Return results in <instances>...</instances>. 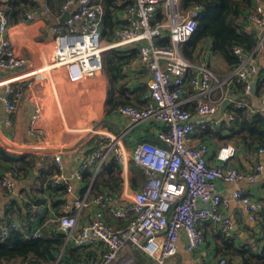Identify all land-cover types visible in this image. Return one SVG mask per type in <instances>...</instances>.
<instances>
[{
  "label": "built area",
  "instance_id": "built-area-1",
  "mask_svg": "<svg viewBox=\"0 0 264 264\" xmlns=\"http://www.w3.org/2000/svg\"><path fill=\"white\" fill-rule=\"evenodd\" d=\"M118 4L130 2L120 15L125 24L115 31L116 38L107 42L101 33L104 9L99 1L65 0L61 12H69L67 23L72 27L68 33L56 36L57 51L55 62L63 63L69 78L73 81L85 77H96L103 71V52L117 47H137L138 60L150 71L149 98L145 107L120 105L115 109L128 117L131 126L141 121L154 119L161 124L155 134L160 143L139 141L128 154L123 144L124 133L118 135L106 132L99 146L85 159L81 160L74 174L80 180L85 169L94 165L96 174L101 163L111 156L121 167L128 160L136 163L143 174V184L134 191L128 202L119 204L118 197L111 193L92 194L91 183L83 190L74 191L73 183L63 173L62 159L54 156L57 172L53 175L52 187L62 186L65 199L60 215L54 219L56 228L66 235V243L75 247L100 245L103 252L97 259H82L72 264H138L133 253L138 250L152 264H166V259L177 252V242L184 236L189 251H196L204 238L199 226L202 222L217 225L226 236L233 235V221L223 212L230 201L216 189L219 180L236 182L247 180L256 183L264 173V159L254 164L249 173L236 166L210 164L207 158L209 148L206 143L197 146L188 144V139L196 127L216 126L217 118H211L225 100L223 93L214 98L217 91L234 78L244 84V95H251L252 80L258 76V52H264V3L257 4L248 14L244 28L256 25L260 28L257 44L253 51L247 52L241 46H234L237 66L220 79L206 60L193 64L182 55L180 43L187 41L197 27L198 10H183L180 0H117ZM40 9L45 15L50 11L43 0ZM161 8L162 16L157 17ZM36 15L27 12L26 18ZM8 18L0 9V71L20 72L26 64L24 57L18 56L14 44L4 37L8 28ZM167 31L170 46L157 45L156 38ZM251 31V30H249ZM26 78L23 75L6 76L0 80V100L7 113L5 124L11 122L12 112L22 95L21 86ZM17 83V84H16ZM185 83L193 90L191 100L195 99V110L185 107L190 99H184ZM237 107L255 108L264 115V99L259 105L251 104L245 97L235 104ZM224 117L232 116L224 111ZM210 117V118H208ZM40 118L39 111L32 117V125ZM235 153L233 144L224 145L218 150V158L226 161ZM264 156V148L256 153ZM17 188L16 173L7 171L0 190L14 195ZM67 195H70L69 197ZM231 199L245 206L248 217L256 221L259 211L264 208L262 200L251 199L249 193L236 189ZM42 207L32 204L31 220L41 213ZM83 215L86 220L81 221ZM126 220L125 225L109 223L107 217ZM12 229L22 230L15 221L0 222V241ZM28 237L40 236L39 228ZM216 264H242L220 257Z\"/></svg>",
  "mask_w": 264,
  "mask_h": 264
},
{
  "label": "crops",
  "instance_id": "crops-1",
  "mask_svg": "<svg viewBox=\"0 0 264 264\" xmlns=\"http://www.w3.org/2000/svg\"><path fill=\"white\" fill-rule=\"evenodd\" d=\"M36 1L41 4V8L44 6L43 0ZM61 5L59 7L54 1L52 7H48L49 15L43 14L41 10H30V13L36 15L34 18L27 19L25 15L23 20L9 24L4 32V37L14 44L17 55L24 57L26 64L20 72L0 71V80L6 76L15 77L17 75H23L27 80L21 86L22 95L12 112L9 125L5 124L7 113L0 100V144L17 155L33 152L45 159L54 160V156L59 154L62 159L63 173L73 183L74 191H79L85 187L82 186L81 179L77 180L74 176L77 167L81 160L99 146V142L106 132L116 135L124 133L123 144L130 155L132 147L139 141L146 140L159 144L155 134L161 128V124L154 119H149L130 127L129 118L115 112V109L120 105L107 111L110 83L104 69L96 77H85L73 81L69 78L65 65L55 62L57 34L68 33L72 29L67 23L66 12H61ZM187 10H198L200 13L202 7L191 5ZM246 28L256 34L260 31L256 25H247ZM109 51L110 49L103 53V57ZM256 59L259 66L257 75L264 74V52H258ZM203 60H206L212 69H218L221 75L226 74L225 63L212 56L209 48L201 51L196 64H200ZM125 71L128 72L131 90L138 85L145 88L140 96L134 99L135 105H132L139 108L145 107L149 98L150 71L137 57L125 67ZM184 87L186 91L182 96L184 99H190L185 104V107L190 109L195 105V99L191 100L194 92L188 83H185ZM1 90L2 88H0V93ZM222 93L226 99L220 105L221 110L211 117L217 118L219 122L227 118L224 117L227 106L231 103L235 104L242 98L238 97L230 84L224 85L223 91L215 92L214 98H218ZM132 95L134 96L133 93ZM262 99L264 96L255 98L252 104L259 105ZM36 111H39L40 118L35 125H32L31 120ZM201 141L198 136L191 134L187 142L197 146ZM211 142H205L209 148L207 158L210 164L236 166L242 172L249 173L254 164L264 159V156L249 152L244 147L235 146L231 142L222 145H219V142ZM228 144L235 146V153L228 160L223 161L218 158V150ZM110 159L112 157L108 156L105 161ZM93 168L94 165L89 167L91 171ZM121 169L123 181L118 198L119 204H125L131 194L141 188L144 179L142 169L131 160H128L124 168L121 167ZM35 177L36 174H33L25 183L17 182L14 195L19 197L20 190L28 188ZM215 189L220 195L230 199L228 205L223 208V212L232 219L233 235L231 238L234 240L235 246H240L249 239L252 229L256 226V221L249 219L243 204L230 197L234 190L239 189L249 193L253 200L264 199V173L254 184L245 179L236 182L219 180ZM0 193L4 194L5 192L0 190ZM3 199L5 200L6 197ZM43 207L44 210L48 208L51 215L55 216L54 208L50 206V203L43 204L42 210ZM84 220H86V215L81 218V221ZM203 230L204 238L196 251L187 249L186 240L181 235L177 242V252L166 259V264H216L218 259L223 257L217 246L220 230L217 225L212 223H207ZM127 251H131L135 256L136 249ZM138 264H152V261L142 255Z\"/></svg>",
  "mask_w": 264,
  "mask_h": 264
},
{
  "label": "trees",
  "instance_id": "trees-1",
  "mask_svg": "<svg viewBox=\"0 0 264 264\" xmlns=\"http://www.w3.org/2000/svg\"><path fill=\"white\" fill-rule=\"evenodd\" d=\"M54 1L60 7L65 0H46V5L52 7ZM99 2L104 9L102 36L107 42L113 41L116 38L115 31L125 24L120 15L130 2L123 4H118L117 0ZM260 3H264V0H180L183 10L191 5L202 7V11L196 17V30L187 41L179 45L182 55L196 64L201 51L209 48L212 56L225 63L227 75L238 64L233 47L241 46L247 52H251L257 44V35L243 28L247 14ZM0 9L5 12L8 24H13L23 20L30 10L40 11L41 4L36 0H0ZM161 16L159 8L157 17ZM156 44L171 45L167 31L162 37L156 38ZM137 55V47H117L104 55V70L110 83L107 111L118 105H135L134 99L145 90L142 85L131 90L128 72L125 71V67ZM225 75H219V78L222 79ZM230 85L239 98L245 97L251 104L255 98L264 96V74L261 73L258 75L253 95L245 96L244 84L234 78ZM190 109L194 111L195 105ZM226 110L232 119L224 118L216 126L196 127L192 134L198 136L202 140L201 143L213 141L222 145L231 142L255 153L264 148V115L255 108L237 107L232 103ZM121 170V166L114 159L104 160L96 174L89 168L83 171L82 186L91 183L92 194L111 193L118 197L123 181ZM7 171L16 173L18 183H25L33 174H36V177L28 188L20 190L19 197L0 193V222L15 221L22 229H12L9 235L0 241V264H72L82 259H97L101 255L103 248L100 245L75 247L66 243V235L55 229L56 222L50 220L61 214L60 208L66 192L62 186L52 187L53 175L58 171L54 160L45 159L33 152L17 155L0 144V182ZM261 200L264 202V199ZM48 203L54 208L55 216L51 215L48 208L44 210L43 207L42 214L37 215L36 223L32 221V204L42 207ZM107 220L114 225H125L127 222L111 216H108ZM207 223L210 222H202L199 226L203 229ZM35 228H39L40 236L28 237L26 234H31ZM217 238L218 249L228 260L237 259L242 264H264V208L258 213L256 226L252 229L249 239L242 245L235 246L234 240L226 237L221 231ZM135 252L139 261L142 254L137 250Z\"/></svg>",
  "mask_w": 264,
  "mask_h": 264
},
{
  "label": "water",
  "instance_id": "water-1",
  "mask_svg": "<svg viewBox=\"0 0 264 264\" xmlns=\"http://www.w3.org/2000/svg\"><path fill=\"white\" fill-rule=\"evenodd\" d=\"M65 15H66V17H69V12H66L65 13ZM108 49H106L103 53H105L106 51H107ZM257 78H258V76H256L253 80H252V82H251V88H250V92H251V94H253L254 92H255V89H256V83H257ZM30 148V147H29ZM26 150H30V149H26Z\"/></svg>",
  "mask_w": 264,
  "mask_h": 264
},
{
  "label": "rangeland",
  "instance_id": "rangeland-1",
  "mask_svg": "<svg viewBox=\"0 0 264 264\" xmlns=\"http://www.w3.org/2000/svg\"><path fill=\"white\" fill-rule=\"evenodd\" d=\"M159 8H160V7H159ZM214 72L216 73V75H217L218 77H219V75H221L218 69H217V70L215 69Z\"/></svg>",
  "mask_w": 264,
  "mask_h": 264
}]
</instances>
